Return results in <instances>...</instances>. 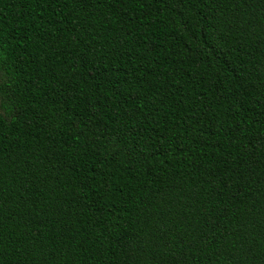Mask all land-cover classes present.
Masks as SVG:
<instances>
[{
  "label": "trees",
  "instance_id": "1",
  "mask_svg": "<svg viewBox=\"0 0 264 264\" xmlns=\"http://www.w3.org/2000/svg\"><path fill=\"white\" fill-rule=\"evenodd\" d=\"M0 264H264V0H0Z\"/></svg>",
  "mask_w": 264,
  "mask_h": 264
}]
</instances>
